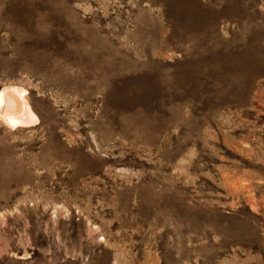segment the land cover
Wrapping results in <instances>:
<instances>
[{"label":"rangeland","instance_id":"obj_1","mask_svg":"<svg viewBox=\"0 0 264 264\" xmlns=\"http://www.w3.org/2000/svg\"><path fill=\"white\" fill-rule=\"evenodd\" d=\"M0 264H264V0H0Z\"/></svg>","mask_w":264,"mask_h":264},{"label":"bare ground","instance_id":"obj_2","mask_svg":"<svg viewBox=\"0 0 264 264\" xmlns=\"http://www.w3.org/2000/svg\"><path fill=\"white\" fill-rule=\"evenodd\" d=\"M36 119L27 101L24 88L16 85L0 88V121L14 128L32 124Z\"/></svg>","mask_w":264,"mask_h":264}]
</instances>
